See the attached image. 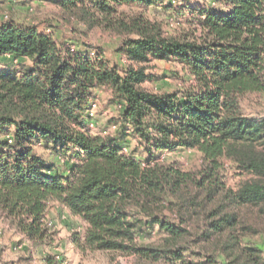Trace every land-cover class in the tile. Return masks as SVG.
Masks as SVG:
<instances>
[{
	"label": "trees",
	"instance_id": "trees-1",
	"mask_svg": "<svg viewBox=\"0 0 264 264\" xmlns=\"http://www.w3.org/2000/svg\"><path fill=\"white\" fill-rule=\"evenodd\" d=\"M47 1L89 28L121 34L128 65L91 56L87 46L67 48L53 22L21 23L2 13L0 0V58H10L0 62V216L33 245L47 244L57 201L85 223L74 237L82 252L137 264H264L245 224L251 212L264 220V115L242 107L244 96L264 92V0L185 3L178 13L193 16L200 40L167 35L145 14L178 0ZM158 60L181 64L196 88L144 86ZM103 86L119 106L116 134L89 128L92 94ZM134 139L140 148L125 151ZM180 149L200 151L203 167L167 161ZM226 162L247 175L236 188ZM43 261L59 264L50 254Z\"/></svg>",
	"mask_w": 264,
	"mask_h": 264
},
{
	"label": "rangeland",
	"instance_id": "rangeland-1",
	"mask_svg": "<svg viewBox=\"0 0 264 264\" xmlns=\"http://www.w3.org/2000/svg\"><path fill=\"white\" fill-rule=\"evenodd\" d=\"M167 1V0H166ZM167 3V2H165ZM185 3H192L204 7L217 6L215 0H178L173 2L174 8L166 9L163 6H154L145 11V14L160 22L167 35L200 40L201 31L194 25V18L188 12L178 13ZM2 13L13 16L21 23L44 25L53 22L56 25L55 37L67 48L80 49L87 46L91 56L101 51L111 62L119 67H126L128 62L121 56L119 48L123 36L117 32L97 26L89 28L77 19L69 17L54 3L47 0H7L3 5ZM129 11V7H124ZM131 12V11H130ZM134 13H143L142 9L134 8ZM1 13V14H2ZM82 49V48H81ZM1 61H10V58H0ZM150 70L153 80H146L143 85L154 92H180L196 88V80L184 69L181 64L167 61H155ZM89 128L93 133L116 134L120 128L119 106L112 99L110 90L103 86L93 92ZM243 111L249 116L264 115V92L250 93L242 98ZM106 131V133H104ZM140 140H131V151L140 148ZM45 158L62 163L59 156L51 151L40 150ZM167 161H176L185 170L199 171L203 167L204 159L198 150H177L165 155ZM226 180L230 187L236 188L247 175H241L232 163H225ZM250 212H247V214ZM252 213V212H251ZM246 217L245 224L250 227V234L246 243L257 245L264 251V220L254 214ZM48 220L51 231L55 232L51 242L43 245H33L24 234L14 228L0 216V264H44L43 257L50 254L59 260V264H137L136 258L112 252H82L74 243L76 235H82L85 223L73 216L69 210L53 201L48 209ZM151 240L141 239L140 243Z\"/></svg>",
	"mask_w": 264,
	"mask_h": 264
},
{
	"label": "built area",
	"instance_id": "built-area-1",
	"mask_svg": "<svg viewBox=\"0 0 264 264\" xmlns=\"http://www.w3.org/2000/svg\"><path fill=\"white\" fill-rule=\"evenodd\" d=\"M104 133H106V131H105ZM9 141L11 142V141H12V139H11V138H9ZM124 150H125V151H128V150H127V148H124Z\"/></svg>",
	"mask_w": 264,
	"mask_h": 264
}]
</instances>
